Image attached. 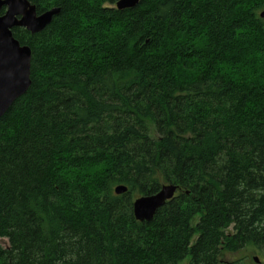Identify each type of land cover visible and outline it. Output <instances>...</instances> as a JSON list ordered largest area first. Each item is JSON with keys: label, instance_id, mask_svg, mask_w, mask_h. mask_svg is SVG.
Here are the masks:
<instances>
[{"label": "trees", "instance_id": "1", "mask_svg": "<svg viewBox=\"0 0 264 264\" xmlns=\"http://www.w3.org/2000/svg\"><path fill=\"white\" fill-rule=\"evenodd\" d=\"M27 1L60 13L12 30L31 85L0 118V264H264V0Z\"/></svg>", "mask_w": 264, "mask_h": 264}, {"label": "water", "instance_id": "2", "mask_svg": "<svg viewBox=\"0 0 264 264\" xmlns=\"http://www.w3.org/2000/svg\"><path fill=\"white\" fill-rule=\"evenodd\" d=\"M141 0H119L115 8L118 11L134 9ZM0 118L9 110L12 104L28 91L31 67V50L22 46L13 36L12 30L23 28L31 35L41 33L60 13L59 8L47 10L37 14L34 5L27 0H0ZM264 19V11L260 13ZM178 187L163 185L152 196L138 197L133 202V209L137 221L151 222L158 209L170 200ZM127 192L125 186L114 188L117 196ZM259 263L257 258L254 260Z\"/></svg>", "mask_w": 264, "mask_h": 264}, {"label": "rangeland", "instance_id": "3", "mask_svg": "<svg viewBox=\"0 0 264 264\" xmlns=\"http://www.w3.org/2000/svg\"><path fill=\"white\" fill-rule=\"evenodd\" d=\"M195 223H196V221L193 222V225H195ZM197 237H198V235H196L194 237L193 242L196 241ZM1 243H2V245L4 247H7V245H8V242H7L6 239L1 240ZM249 252H250V250H245L244 252H242L241 255L240 254H228V253H225L224 256H223V261L228 263V262L234 261L236 258H238V259L246 258L247 262L250 263L251 260H252V257L255 256V255L250 254ZM260 260H261L262 263H264V260H262V259H260ZM180 264H188V262L186 260V261H183Z\"/></svg>", "mask_w": 264, "mask_h": 264}, {"label": "bare ground", "instance_id": "4", "mask_svg": "<svg viewBox=\"0 0 264 264\" xmlns=\"http://www.w3.org/2000/svg\"><path fill=\"white\" fill-rule=\"evenodd\" d=\"M3 10H4V9H3ZM3 12H4V11H3ZM21 29H23V28H21ZM24 30H25V29H24ZM25 31H26V30H25ZM3 116H4V115H3ZM172 186H174V185H172ZM176 187H177V186H176ZM177 191H178V189H177ZM176 193H177V192H176ZM174 196H175V195H174ZM174 196H173V197H174ZM173 197H172V198H173ZM172 198H171V199H172ZM136 199H137V198H136ZM136 199H135V200H136ZM171 199H170V200H171ZM135 200H134V201H135ZM170 200H168V201H170ZM134 201H133V202H134ZM168 201H167V202H168ZM167 202H166V203H167ZM166 203H165V204H166ZM165 204H164V205H165ZM164 205H163V206H164ZM161 208H162V207H161ZM158 210H159V209H158ZM132 212H133L134 219L136 220V218H135V214H134V209H133V204H132ZM136 221H137V220H136ZM138 222H139V221H138ZM1 240H3V239H1ZM1 240H0V244H1V246H3L2 243H1ZM3 247H4V246H3ZM255 258H257V260L259 261L258 257H254L253 260H255ZM254 262H255V261H254ZM255 263H256V262H255ZM259 263H260V261H259ZM259 263H256V264H259Z\"/></svg>", "mask_w": 264, "mask_h": 264}]
</instances>
